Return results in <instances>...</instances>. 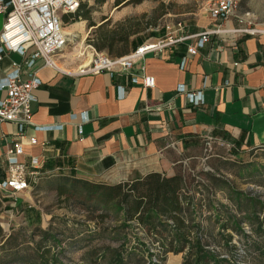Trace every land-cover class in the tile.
Listing matches in <instances>:
<instances>
[{"label":"crops","instance_id":"1","mask_svg":"<svg viewBox=\"0 0 264 264\" xmlns=\"http://www.w3.org/2000/svg\"><path fill=\"white\" fill-rule=\"evenodd\" d=\"M4 20L0 13V32ZM219 24L209 11L200 14L186 29L185 40L148 53L130 71L92 74L62 66L55 69L42 58L28 66L34 47L25 55L2 54L0 80L18 67L22 79H29L33 71L42 79L34 90L37 100L33 124L23 139L25 153L18 158L26 170L23 176L31 185L56 176L116 184L150 172L175 175L176 165L183 163L172 160L175 146L185 152L203 138L230 143L242 153L264 147V32L240 31L246 25L231 17L222 24L224 31L213 34L203 48L191 54L196 35ZM143 68L156 79L154 88L132 82V74H141ZM180 85L186 91H202L204 103H190L178 91ZM119 86L125 88L123 97ZM6 95L0 89V100ZM84 114L89 120L83 121ZM0 131L9 137L0 140L2 184L11 176V140L17 126L6 122ZM30 136H36L38 144L30 145ZM36 157L41 174L34 181L27 172L33 170L31 160ZM7 196L0 187V200L4 202ZM18 204L17 200L13 205Z\"/></svg>","mask_w":264,"mask_h":264},{"label":"rangeland","instance_id":"2","mask_svg":"<svg viewBox=\"0 0 264 264\" xmlns=\"http://www.w3.org/2000/svg\"><path fill=\"white\" fill-rule=\"evenodd\" d=\"M210 1L143 0L117 5L116 0H106L98 5L95 0H82L91 8L97 24L108 21L106 29L132 19V25L142 29L136 37L142 44L177 36L181 29L185 33L200 14L209 11ZM236 13H251V27L264 30V0H240ZM88 23L64 18L71 37L58 57L62 67H88L92 54L88 37L95 31ZM175 148L172 160L183 162L177 163L176 172H184L191 193L205 204L200 212L208 234L205 241L211 251L226 259L220 264H264V233L256 231L259 225L264 226V147L242 153L230 143L203 138L185 152L177 151V145ZM209 176L215 179L209 180ZM61 177L45 178L32 184L26 194L0 200V264H47V260L49 264H121L119 254L125 256L126 264H183L188 251L174 253L161 248L163 237L169 233L161 230L148 235L137 224L119 226L114 213L105 215ZM220 178L225 186L218 184L216 179ZM60 187L69 190L60 195ZM17 200L19 204L13 205ZM248 209L257 215L255 219H247L252 214ZM230 216L244 219L241 225L246 236L223 228ZM229 233L233 238L227 245ZM14 251L18 254L13 255ZM16 257L20 260L14 262Z\"/></svg>","mask_w":264,"mask_h":264},{"label":"built area","instance_id":"3","mask_svg":"<svg viewBox=\"0 0 264 264\" xmlns=\"http://www.w3.org/2000/svg\"><path fill=\"white\" fill-rule=\"evenodd\" d=\"M82 0H0V13L4 14L5 20L0 34V59L2 54L8 52H17L25 55L29 47H34L35 52L28 66H32L36 59L42 58L48 67L60 69L58 63L59 55L69 45L70 34L65 30L64 17L74 14L78 11ZM240 0H211L209 12L216 21H220L217 27L205 29L198 33L197 42L189 48L191 54H196L201 48L210 41L213 34L224 31L223 23L231 17L238 19L239 23L246 27L240 31L246 33H261L264 30L252 28L250 14L240 15L237 8ZM187 38L181 29L177 36L171 35L157 42H145L130 52L128 55L120 57H110L106 52L97 51L91 44V61L88 67L81 68L80 72L98 74L103 71H130L134 64L145 57L148 53L162 51L166 46ZM45 65V66H46ZM17 67L18 64L15 63ZM145 68L141 74H132V82H142L146 88H154L156 79L145 73ZM38 76V71L30 73L29 79L21 78V71L16 68L0 80V89H5L7 95L0 100V126L3 123H12L17 126V132L11 140L14 146V152L10 155L9 163L11 167V176L0 184V187L6 190L9 196L20 192L30 190L32 185L26 175V170L19 162V156L25 153V144L23 139L27 136L26 129L33 124V104L37 100L34 90L37 89L42 81ZM124 87L119 86L120 96H124ZM178 91L186 94L190 103L198 106L204 103L202 91H186L184 85H180ZM89 120L87 115H83V121ZM82 132V127L80 126ZM37 130L44 128L37 127ZM211 139V137H209ZM8 139L6 133L0 131V140ZM30 145L38 144L36 136L28 137ZM45 145V143H42ZM33 170L27 172L34 181L40 176V160L36 157L31 160Z\"/></svg>","mask_w":264,"mask_h":264},{"label":"trees","instance_id":"4","mask_svg":"<svg viewBox=\"0 0 264 264\" xmlns=\"http://www.w3.org/2000/svg\"><path fill=\"white\" fill-rule=\"evenodd\" d=\"M95 1L98 5H103L106 2V0ZM142 1L116 0V3L120 5L123 2L129 4ZM91 11L86 3L81 2L78 11L67 16L75 21L87 20L88 27H94L95 35L92 34L88 37V42L97 51L106 52L110 57H120V55L130 54L134 47L142 43V40L136 39L142 29L132 25V19L120 22L114 29H106L108 21L97 24ZM61 178L71 182L74 190L85 194L87 200L98 207L100 211L102 210L105 215L114 213L119 226L128 227L137 224L145 229L148 235H157L161 230L169 233V237H163L161 248L163 251L174 253L188 251L183 264H209L212 261L215 262L214 264H220L226 261L220 254L211 251L209 243L205 241L208 234L200 219V212L205 204L198 200L194 193H191L184 172L178 171L172 176L160 172H150L143 177L116 184H101L69 176ZM208 179L214 180L215 178L209 176ZM216 180L219 185L225 186V181L222 178ZM68 190L60 187L59 194H65ZM241 195L246 198L245 193H241ZM209 203V207L213 206L211 200ZM250 207L253 208V206ZM248 212L252 213L247 217L248 220L256 218L257 215L253 214L252 210L248 209ZM244 222V219L230 216L225 219L223 228L232 229L234 232L245 235L246 232L241 225ZM259 226L256 231L264 233V226L262 224ZM232 238V234L226 235L227 245L230 244ZM123 246L122 244L121 247ZM112 250L114 251V249ZM17 254L18 252L14 251L13 255ZM19 260L17 257L13 259L14 262ZM118 260L121 264H126L123 254L118 255ZM13 261L11 260V263ZM46 263L49 264L50 261L47 260Z\"/></svg>","mask_w":264,"mask_h":264},{"label":"bare ground","instance_id":"5","mask_svg":"<svg viewBox=\"0 0 264 264\" xmlns=\"http://www.w3.org/2000/svg\"><path fill=\"white\" fill-rule=\"evenodd\" d=\"M88 65V64H87Z\"/></svg>","mask_w":264,"mask_h":264}]
</instances>
